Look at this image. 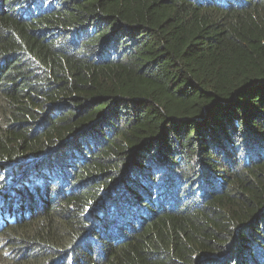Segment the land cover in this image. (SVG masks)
<instances>
[{
	"label": "trees",
	"instance_id": "16d2710c",
	"mask_svg": "<svg viewBox=\"0 0 264 264\" xmlns=\"http://www.w3.org/2000/svg\"><path fill=\"white\" fill-rule=\"evenodd\" d=\"M0 264H264V0H0Z\"/></svg>",
	"mask_w": 264,
	"mask_h": 264
}]
</instances>
